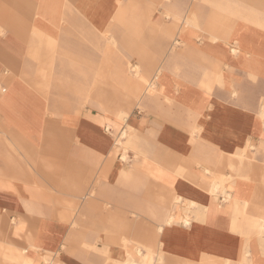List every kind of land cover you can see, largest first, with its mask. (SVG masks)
I'll return each mask as SVG.
<instances>
[{
	"label": "crops",
	"instance_id": "obj_1",
	"mask_svg": "<svg viewBox=\"0 0 264 264\" xmlns=\"http://www.w3.org/2000/svg\"><path fill=\"white\" fill-rule=\"evenodd\" d=\"M262 97L264 0H0V264H264Z\"/></svg>",
	"mask_w": 264,
	"mask_h": 264
},
{
	"label": "bare ground",
	"instance_id": "obj_2",
	"mask_svg": "<svg viewBox=\"0 0 264 264\" xmlns=\"http://www.w3.org/2000/svg\"><path fill=\"white\" fill-rule=\"evenodd\" d=\"M215 40H217L216 38H214ZM245 39V38H244ZM248 42V41H247ZM178 43V42H177ZM177 43H174V46L178 45ZM245 43V42H244ZM253 46V45H252ZM245 47V48H244ZM240 49H246V46H239L237 44H235V46L233 48H231L230 52L234 55L236 54ZM237 55V54H236ZM142 68L139 65H135V66H130V74H131V78L134 79L136 82H141L142 85H140V87L138 89H136V92L133 96L132 102L135 103V105L138 107L139 106V102L140 99L143 95H154L156 93V87L155 84L149 81H146L143 79V73H142ZM161 73V70L157 71V74L159 75ZM263 98V97H262ZM185 111V110H184ZM184 113V112H183ZM126 116V113L120 114L119 118L122 119L123 117ZM259 116L262 119L263 122V127H264V98L261 101L260 107H259ZM192 117V115H191ZM186 118V117H185ZM191 120V119H190ZM193 122V121H192ZM131 123V122H130ZM195 123V122H194ZM130 125V124H129ZM123 136L126 137L128 136L127 133H123ZM125 155V154H124ZM125 158V157H124ZM239 160V159H238ZM241 162V161H240ZM242 166V165H241ZM242 169V168H241ZM244 170V169H243ZM218 187L221 186H217V185H213L212 189L213 191L218 190ZM246 205V203H245ZM188 222L187 217H185V223ZM260 222V221H259ZM262 224V223H261ZM161 226V225H159ZM263 226L260 225V228H262ZM157 237V243L161 246L163 240L160 241V236H156ZM150 240H154L155 236H146V241H144L143 243H141L146 252V245L147 242ZM263 240V239H262ZM264 241V240H263ZM127 242L124 241V246H125V250H124V256L121 255L122 252H120V250H116V251H112L110 252V254L108 255V261L114 264H162L163 260H162V256L160 255H156L155 259H152L150 257L149 253L146 254H142L141 250L136 248L135 252H132L131 250H127V246H126ZM248 246V245H247ZM130 247V246H129ZM122 247L120 246L119 249H121ZM244 249V248H243ZM244 253L241 256V263L240 264H244L243 262V257L244 256H248L249 255V250L247 251V248L244 249ZM23 252V251H22ZM65 252V251H64ZM23 254V253H22ZM21 254L22 260H24L23 262L27 264H32L30 257H23V255ZM25 255V254H24ZM164 259V258H163ZM81 263L86 264L83 259H80ZM34 264H37L36 261L33 262ZM38 263H42L44 264V262H41L38 260ZM211 262L209 261L208 258L206 257H201V263L200 264H210ZM221 263V262H219ZM238 263V262H237ZM110 264V263H109ZM224 264V263H223ZM225 264H229V260H225Z\"/></svg>",
	"mask_w": 264,
	"mask_h": 264
},
{
	"label": "rangeland",
	"instance_id": "obj_3",
	"mask_svg": "<svg viewBox=\"0 0 264 264\" xmlns=\"http://www.w3.org/2000/svg\"><path fill=\"white\" fill-rule=\"evenodd\" d=\"M171 50V49H170ZM180 51V48H177L175 49V51H173L174 53L171 52V54H175L176 52H179ZM168 53H170L169 49L167 50ZM180 57V56H179ZM135 66V65H133ZM179 72V70H178ZM132 97H131V104L133 103L132 102ZM119 145L120 147L123 149L124 153L127 151V148L126 147H123L122 144L119 142ZM250 144L247 145V150H249L248 146ZM132 152V151H130ZM245 162V161H244ZM244 162L242 164V166L240 168L245 169V166H244ZM244 171V170H243ZM204 241L201 240V238L199 239H196V236H195V240H194V253L197 251V249H208V246L210 248H216L215 246L212 245V243H208V242H204ZM192 242L191 243H188V247L191 248V245L193 244ZM158 243L153 241V240H149L147 242V245H146V249H147V252L146 253H149L150 254V257L152 259H155V256L156 255H160L162 256V260H163V263L162 264H169L171 260H173L172 258H170L168 255H167V252H165L166 250V245H167V241L163 240L162 242V245L160 246L159 248V251H155V245H157ZM209 248V249H210ZM185 251V250H184ZM170 258V259H169ZM192 260H193V264H200L201 263V256H194V257H190ZM179 264H192V263H187V262H179Z\"/></svg>",
	"mask_w": 264,
	"mask_h": 264
}]
</instances>
